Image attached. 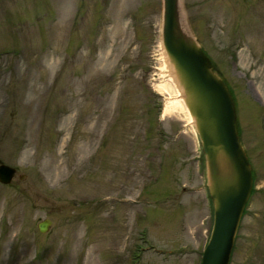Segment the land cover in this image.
<instances>
[{
	"label": "rangeland",
	"instance_id": "obj_1",
	"mask_svg": "<svg viewBox=\"0 0 264 264\" xmlns=\"http://www.w3.org/2000/svg\"><path fill=\"white\" fill-rule=\"evenodd\" d=\"M177 9L230 90L252 169L229 264H264V0ZM162 24L163 0H0V164L16 169L0 264L201 263L207 157L194 124L163 113Z\"/></svg>",
	"mask_w": 264,
	"mask_h": 264
},
{
	"label": "water",
	"instance_id": "obj_2",
	"mask_svg": "<svg viewBox=\"0 0 264 264\" xmlns=\"http://www.w3.org/2000/svg\"><path fill=\"white\" fill-rule=\"evenodd\" d=\"M177 1L163 0L162 44L174 61L176 78L184 86L183 98L194 116L207 157L210 197L214 203L212 229L200 264H229L237 229L253 187L252 169L238 136L231 93L215 73L207 54L180 31ZM218 148L229 160L228 177L217 167ZM15 172L14 167L0 164V183H10ZM50 225L51 220L46 218L37 228L44 233Z\"/></svg>",
	"mask_w": 264,
	"mask_h": 264
},
{
	"label": "bare ground",
	"instance_id": "obj_3",
	"mask_svg": "<svg viewBox=\"0 0 264 264\" xmlns=\"http://www.w3.org/2000/svg\"><path fill=\"white\" fill-rule=\"evenodd\" d=\"M180 27V25H179ZM180 31H182L183 35L186 37L188 41H190L189 35L186 33L183 28L180 27ZM164 57H165V66L168 68V79H167V85H159L158 89L163 90L165 89H171L174 93V97H171V101L166 102L163 108L164 114H170L173 112H180L182 113L186 119L187 122L190 123L191 126L195 125L194 116L192 115V112L190 110V106L186 102V100L183 98L182 91L184 90L183 84H181L178 79L176 78V72L174 71V61L170 55L167 54L166 50H164ZM216 164L219 169V171L224 174L225 177H228V174L230 175V164L229 160L226 156V154L223 152L221 148L217 149L216 154Z\"/></svg>",
	"mask_w": 264,
	"mask_h": 264
}]
</instances>
